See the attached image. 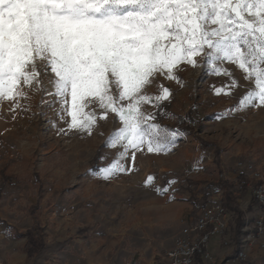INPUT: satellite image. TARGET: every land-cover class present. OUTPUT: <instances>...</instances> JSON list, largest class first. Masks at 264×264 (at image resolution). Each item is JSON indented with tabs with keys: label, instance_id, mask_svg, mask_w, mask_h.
I'll list each match as a JSON object with an SVG mask.
<instances>
[{
	"label": "rangeland",
	"instance_id": "rangeland-1",
	"mask_svg": "<svg viewBox=\"0 0 264 264\" xmlns=\"http://www.w3.org/2000/svg\"><path fill=\"white\" fill-rule=\"evenodd\" d=\"M225 66L233 77L212 73L203 58L195 67L181 65L179 81L157 77L147 94L159 95L163 86L172 95L155 122L177 133V145L167 154L137 153V170L110 180L89 170L117 156L108 143L122 126L115 114L86 135L67 131L70 118H61L56 99L43 91L31 92L22 101L28 109L15 119L6 103L0 106V264H168L166 250L192 222L194 204L213 201L231 213L233 227L230 238L227 229L215 249L209 246L202 264H264L258 247L248 259L238 258L243 225L264 216L253 201L257 181L238 165L252 163L264 177V108L229 114L250 82ZM236 77L240 82L230 92L216 93ZM144 108L156 114L155 101ZM188 115L195 124L185 130ZM29 232L35 244L29 245Z\"/></svg>",
	"mask_w": 264,
	"mask_h": 264
},
{
	"label": "snow or ice",
	"instance_id": "snow-or-ice-1",
	"mask_svg": "<svg viewBox=\"0 0 264 264\" xmlns=\"http://www.w3.org/2000/svg\"><path fill=\"white\" fill-rule=\"evenodd\" d=\"M199 58L214 74L233 77L227 64L250 82L229 114L264 108V0H0V106L15 119L29 107L22 101L43 91L70 118L67 131L86 135L115 114L122 126L108 143L117 156L89 170L105 180L137 170V153L175 149L177 133L144 108L160 107L172 93L147 89L161 75L179 81L180 66H198ZM155 191L168 195L164 187Z\"/></svg>",
	"mask_w": 264,
	"mask_h": 264
},
{
	"label": "built area",
	"instance_id": "built-area-1",
	"mask_svg": "<svg viewBox=\"0 0 264 264\" xmlns=\"http://www.w3.org/2000/svg\"><path fill=\"white\" fill-rule=\"evenodd\" d=\"M180 123H184L180 120ZM187 123L194 125L192 120ZM240 169L250 178L257 181L254 188V197L264 207V177L252 163L239 162ZM246 185V181L240 183ZM195 216L192 222L186 225L181 236L175 244L168 248L165 253L168 264H197L199 256L202 260L210 258L209 244L220 237L228 229L231 213L219 201L196 202L194 204ZM240 250L238 258L248 259L255 248L264 250V241L259 238L264 234V216L257 218L254 224L246 221L242 227Z\"/></svg>",
	"mask_w": 264,
	"mask_h": 264
},
{
	"label": "trees",
	"instance_id": "trees-1",
	"mask_svg": "<svg viewBox=\"0 0 264 264\" xmlns=\"http://www.w3.org/2000/svg\"><path fill=\"white\" fill-rule=\"evenodd\" d=\"M160 103H161V106L160 107H157V110H156V117H157V119L159 121L161 120V118L163 116L164 109H166L167 107H169L168 102H160ZM187 118L189 120H192L190 115H188ZM182 127L185 130H190V129L193 128V126L191 124L187 123V121L185 122L184 125H182ZM255 200H256V198L253 201H255ZM28 236H29V245L35 244V241L33 240V236L31 234V232L28 233ZM197 259H198V263L197 264H202V259L199 256L197 257Z\"/></svg>",
	"mask_w": 264,
	"mask_h": 264
},
{
	"label": "crops",
	"instance_id": "crops-1",
	"mask_svg": "<svg viewBox=\"0 0 264 264\" xmlns=\"http://www.w3.org/2000/svg\"><path fill=\"white\" fill-rule=\"evenodd\" d=\"M233 178H234V177H233ZM251 192H252V191L249 189V194H250ZM249 194L247 193V196H248ZM251 201H252V200H251ZM251 201H250V202H251ZM230 210H232V209H230ZM232 227H233V218L231 219V221H230V223H229V228H228V230H229V234H228L227 238H230V237H231V229H232ZM220 238H221V237H220ZM220 238H215V239H213L209 246L212 247L213 249H215L216 246H217V244H218V240H219ZM227 238H226V241H228Z\"/></svg>",
	"mask_w": 264,
	"mask_h": 264
}]
</instances>
